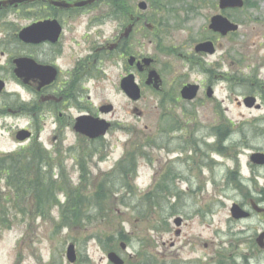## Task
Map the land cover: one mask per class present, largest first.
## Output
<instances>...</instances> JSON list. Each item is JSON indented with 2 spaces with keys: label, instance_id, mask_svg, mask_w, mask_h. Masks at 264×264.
Masks as SVG:
<instances>
[{
  "label": "rangeland",
  "instance_id": "1",
  "mask_svg": "<svg viewBox=\"0 0 264 264\" xmlns=\"http://www.w3.org/2000/svg\"><path fill=\"white\" fill-rule=\"evenodd\" d=\"M145 1L148 8L144 15L154 14L156 19L168 20L169 28L160 33V46L178 51L189 41L210 37L209 18L226 12L239 29L216 39V52L205 57L207 63H216L218 74L254 67L256 74L264 76V0H244L243 8L220 12L215 8L216 0ZM105 23V36L110 37L115 24ZM142 32L138 31L134 53L155 58V70L167 82L171 81L173 73L185 69L182 60L160 52L157 41L150 42L152 36L144 37ZM238 57H243L244 61H239ZM118 62H105L104 77L89 83L90 114L101 104L110 103L114 107L113 116H105L114 126L103 138L86 140L69 127L63 129L61 139L53 141L54 126L44 127L39 138L41 146L52 152L53 161L63 165L72 187L82 196V217L91 220L62 226L58 208L51 209L45 217L18 215L9 229L0 230V264H111L106 257L111 250L124 264H264V248L256 242V237L264 230V217L255 214L234 222L230 216L232 202L259 197L264 169L254 172L261 177L254 178L253 184L250 181L249 188L233 191L227 187L228 171L238 168L244 176L253 177L249 155L254 148H264V122L251 121H256L253 119H258L264 109L238 107L234 97L248 89L235 87L236 93L229 92L226 83L217 80V101L227 107V116L236 123L225 126L232 146L230 152L222 156L209 146L215 147L214 137L209 133L219 128L222 110L217 113L213 105L206 104L199 109L196 120L183 119L180 105L162 109L158 104L162 96L146 90L140 100L131 103L117 87V76L124 71L123 62ZM136 80L140 81L139 75ZM169 90L168 86L165 91ZM134 107L140 115L132 112ZM194 139L199 154L181 153L179 149L185 148L183 142L188 144ZM243 140L245 142L241 143ZM27 145L24 142L25 148ZM18 148L11 134L0 131V152H14ZM178 155L189 157L190 161L195 159L197 167L181 162L176 158ZM131 159L136 164V172L123 176L129 186L119 177L117 168L122 160ZM79 163L84 164V170ZM167 166L183 178L169 180L172 185L175 183V190L166 191L162 186ZM58 174L59 169L55 167L54 178ZM105 181V189L112 192L106 194L104 209L89 207L94 200L91 196H95ZM183 181H191V184ZM6 193L4 182L0 181V197ZM60 199L65 201L63 195ZM174 216L182 218L178 236ZM120 233L123 240H108L117 238ZM69 243L75 246L73 263L66 258ZM121 243L125 248H121Z\"/></svg>",
  "mask_w": 264,
  "mask_h": 264
},
{
  "label": "flooded vegetation",
  "instance_id": "2",
  "mask_svg": "<svg viewBox=\"0 0 264 264\" xmlns=\"http://www.w3.org/2000/svg\"><path fill=\"white\" fill-rule=\"evenodd\" d=\"M84 1L88 2L77 5ZM108 1L0 0V131L8 136L11 134L13 141L19 146V150L24 149V142L29 145L40 143L39 138L42 136L44 127L54 126L53 141L61 139L64 130L69 127L73 129L76 119L80 116L91 115L94 118L104 119L110 123V131L114 123L107 120L105 116H113L114 107L110 103L101 104L97 106L96 111L92 109L94 114H90L89 83L91 80L97 81L104 77L105 62L122 61L124 71L117 76V87L120 92H122V79L132 75L141 90L138 100L143 97L144 90L152 95H161L162 98L158 102L159 107L167 110V106L178 107L180 105L183 119L196 120L199 109L206 104L213 105L214 111L217 113L222 110L219 128L212 129L209 133L214 137L215 147H212L211 144L209 146L210 150L216 154L224 156L226 152L227 155L230 152L232 140L225 126L236 123L227 116V107H222L221 103L217 101L215 95L217 80L224 81L229 92L236 93L233 91L235 87L236 89H248L247 92L234 97V102L238 107L264 109V76L256 74L254 67L247 70L231 69L218 74L216 73L218 65L216 63L208 64L205 58L215 54L216 39L226 37L231 33L234 34V32H230L221 35L211 30L209 25L212 17L220 14L233 22L226 12H220L233 8L221 10L219 0H216L215 8L220 13L212 15L208 20L207 29L211 36L197 41H189L185 45L183 44L178 51L170 46L164 48L160 46V33H164L169 28V23L167 19L166 21L162 18L156 19L154 14L151 17L144 15L143 12L148 8L145 0L138 2L137 0H114V7L108 5ZM140 2L145 3V9L139 8ZM152 7L158 10L153 4ZM105 22L115 24V30L111 32L110 37L105 36ZM129 26L131 28L128 35L123 36ZM140 30L143 31L144 37L147 36L146 34L152 36L150 42L157 41L160 52L168 56H178L185 67L177 74L173 73V79L168 82L162 74L158 73L160 77L159 89H155L153 83L146 84L149 71L155 69L153 66L156 64V59L134 53ZM203 42L213 44L214 52L212 54L196 50V46ZM131 58H134L132 64L129 62ZM145 58H151L149 65L144 64L143 59ZM238 59L244 61L243 57H238ZM231 61L233 62L232 66L235 67L232 58ZM137 75H139L141 83L136 80ZM168 86L170 90L165 91ZM188 86L196 87L195 95L190 99L182 95V90ZM124 97L127 98L125 95ZM248 97L255 99V103L251 107L244 102ZM138 100L135 102L130 100V102L136 103ZM105 105H111L110 112L103 113L101 111V107ZM132 112L136 115L141 114L136 107L132 109ZM240 116L243 117V114ZM253 120H256L251 121L254 124L264 122V111L258 119ZM22 136L23 139L20 138ZM217 140L222 141L220 144L222 148L216 144ZM243 142L245 141H241V143ZM182 146L185 148L179 149L181 153L192 154L193 152L195 156L199 154L195 139L188 144L183 142ZM246 146L251 148L249 144ZM254 150L252 153H264V148H254ZM8 153L10 152H0V155ZM53 153L56 154L55 149ZM176 158L183 163L190 164L189 166L197 167L195 159L190 161L189 157L182 155H178ZM166 163L169 164L170 160H167ZM249 167L253 174L252 178L244 176L238 168L228 171L227 187L232 188L233 191H242L250 187V181L252 184L254 183V178L261 177L254 175V172L257 169H264V165L254 164L249 160ZM173 177L183 179L181 176L175 175L172 167L167 166L162 182L166 191L177 189L174 186L175 183L172 185L169 181ZM183 182L191 184V181ZM170 195L175 196L176 194ZM234 204L248 213V216L243 219H234L230 215L234 222L247 220L255 214L264 217V212L260 211L261 208L264 209V183L260 189L259 197H248L244 202H232L231 207ZM176 217L181 218L174 216V219ZM181 224L182 218L179 226ZM239 231L242 232V228ZM261 233L263 235L264 230L259 234ZM175 234H180V229ZM260 236L256 237V242L264 248V238L259 243Z\"/></svg>",
  "mask_w": 264,
  "mask_h": 264
},
{
  "label": "trees",
  "instance_id": "3",
  "mask_svg": "<svg viewBox=\"0 0 264 264\" xmlns=\"http://www.w3.org/2000/svg\"><path fill=\"white\" fill-rule=\"evenodd\" d=\"M108 5L114 7V0H109ZM221 143L222 141L218 140L219 148H222ZM78 166L81 170L85 169L83 163H79ZM55 167L59 169L56 178H54ZM117 169L122 181L130 186L123 176L136 172L134 160H122ZM0 181L4 182L7 189L6 195L0 197V230L9 229L18 215L45 217L53 208H58L60 211L62 226L91 220L82 217L84 201L79 191L72 187L63 165L55 163L52 155L39 143H33L18 152L0 155ZM105 183L106 181L100 185L95 196H91L94 200L89 203V207L98 208L100 211L104 209L106 194L112 192L105 189ZM60 195L65 197L64 202L61 201ZM24 200H27V203L23 204ZM151 204L155 203L151 202ZM114 239L123 240V236L120 233L117 238H108V240Z\"/></svg>",
  "mask_w": 264,
  "mask_h": 264
},
{
  "label": "water",
  "instance_id": "4",
  "mask_svg": "<svg viewBox=\"0 0 264 264\" xmlns=\"http://www.w3.org/2000/svg\"><path fill=\"white\" fill-rule=\"evenodd\" d=\"M88 1L77 3V5L84 4ZM244 5L243 0H219V8L220 9H226V8H241ZM140 9H145L146 5L143 2L139 3ZM130 26L125 30L123 36H127L130 31ZM209 28L213 30L214 32H218L221 35H226L228 32H234L238 29V25L235 23H232L227 18L223 17L222 15L218 14L212 17L211 23L209 25ZM197 51H203L208 52L212 54L214 52V47L211 42H203L196 46ZM134 61V58H131L129 60L130 64ZM144 64L149 65L151 62L150 58L143 59ZM139 65V63H138ZM153 83V86L155 89L160 88V80L159 75L157 72L152 69L148 73L146 84ZM121 89L124 91V93L131 99V100H137L140 98V89L139 86L134 82V77L132 75H128L121 81ZM196 87L194 86H188L185 87L182 90V95L185 98H193L195 95ZM247 106H252L255 103V99L248 97L244 100ZM111 110V106H105L101 107V111L108 112ZM110 124L106 122L105 120H100L97 118H94L90 115L80 116L76 119V123L74 125V130L84 136H87L90 139H94L100 136L105 135L106 131L108 130ZM23 139L24 137H20ZM250 160L255 164H264V154L263 153H254L251 155ZM231 215L235 219L243 218L248 216L246 212H244L237 204H234L231 207ZM260 211H264V209H261ZM174 223L179 226L181 223V219L177 218L175 219ZM264 238V234L260 236L259 243L261 239ZM122 248H124V245L122 244ZM66 258L69 262H74L76 260V254L73 244H69L66 248ZM107 259L112 264H123V260L115 253V252H109L107 254Z\"/></svg>",
  "mask_w": 264,
  "mask_h": 264
}]
</instances>
